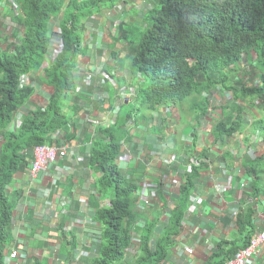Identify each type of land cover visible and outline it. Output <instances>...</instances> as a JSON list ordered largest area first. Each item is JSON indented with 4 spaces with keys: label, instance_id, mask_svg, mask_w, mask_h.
Wrapping results in <instances>:
<instances>
[{
    "label": "trees",
    "instance_id": "1",
    "mask_svg": "<svg viewBox=\"0 0 264 264\" xmlns=\"http://www.w3.org/2000/svg\"><path fill=\"white\" fill-rule=\"evenodd\" d=\"M145 1L148 4H144ZM14 2L17 6L10 9L14 42L0 53V139L3 141L0 147V264H4V250L12 241L10 227L14 203L19 196V192L9 191L13 173L29 162L34 146L57 145L64 139H76L80 143L82 158L75 160L93 177L89 204L94 209L91 221L98 226V233L91 236L98 255L83 260L89 264H161L169 257L175 238L182 231L184 218L190 213L193 180L202 166L209 164V159L203 152L192 153L190 156L195 161L191 162L192 167L178 190V201L171 208L162 202L159 206V197L157 203L147 204L145 216L136 211V175L128 174L130 169L126 172L121 166L123 160H130L129 152L124 151L135 129L134 120L136 123L140 120L141 124L150 111L152 117L158 113L156 117L159 116L161 122H168L170 118L175 123L187 104L183 102L190 96H196L189 106L192 111L200 107L208 111L207 93L218 89L223 93L226 81L238 84L230 66L236 67L243 59L249 62L245 57L251 51L256 53L257 62L250 61V65L261 69L259 84L243 90L249 96L264 97V0ZM100 14L108 17L102 19L109 23L119 21L113 24L114 31L105 32L103 38L98 36L103 45H116L119 55L113 53V69L96 72L102 76L104 84L101 98L97 99L99 111L109 115L116 104L118 110L114 122L104 125L103 120L107 118L98 116L96 124L93 120L90 122L93 134L88 133L87 125L77 139L74 129L79 119L74 117L84 111L80 104L86 96L70 92L74 88L73 74L79 69L78 56L85 54L82 37L87 28L99 20ZM55 34L60 37V51L40 69L51 54ZM96 35L93 33L91 38L95 40ZM72 68L75 69L72 71ZM36 69H40L43 83L53 87L48 102L43 108L23 111L19 123L8 129L15 112L34 91L32 86L19 88V77ZM118 70L128 71V74ZM86 73L84 71V79ZM214 86L216 89H212ZM231 88L233 99L244 95L238 85ZM114 94L113 102L110 98ZM201 97L205 99L199 102ZM132 100L136 102L135 108L128 112L123 106ZM140 106L147 111L139 114ZM161 106H174L177 114L171 109L173 115L168 111L160 112ZM218 109L226 119L228 105L218 106ZM238 124L236 119L230 124L221 119L210 134L214 141L224 144L239 130ZM167 125L164 122L162 128L153 129L158 132ZM121 155L128 158L123 159ZM141 173L142 176L145 173L143 167L136 174ZM252 212L247 210L238 217L242 244L222 240L200 264H223L226 258L244 247L253 232ZM34 264L42 263L35 260Z\"/></svg>",
    "mask_w": 264,
    "mask_h": 264
},
{
    "label": "crops",
    "instance_id": "2",
    "mask_svg": "<svg viewBox=\"0 0 264 264\" xmlns=\"http://www.w3.org/2000/svg\"><path fill=\"white\" fill-rule=\"evenodd\" d=\"M0 1L1 38L4 36L6 24L11 21L12 12L8 1ZM98 16L99 20L89 26L83 35V39L89 40L91 47L90 51L85 48V54L80 59L78 57L80 76H73L74 88L70 91L73 94L81 93L87 98L82 99L80 104L84 111H79L74 117L79 119L74 129L77 139L83 128L88 125L87 120H98V116L109 117L108 112L100 113L99 101L94 99L96 94L103 90L101 75L95 72V75L92 74V83L81 92H75L84 71L94 72L97 67L107 71L114 66L110 59L115 56V52L105 50L103 41L98 38L99 35L103 38L105 32H112L111 23L102 19H109L105 15ZM93 33H97L95 40L91 38ZM2 50L0 49V53ZM46 65L47 61L44 60L40 69ZM119 73L127 75L128 71L121 70ZM119 73L115 71L116 75ZM28 74L30 86L34 91L15 112L8 129L22 117L24 107L27 109L25 111L29 112L33 108L43 106L53 91L52 86L43 83L40 72L33 70ZM115 95L110 101L114 102ZM216 96H222L219 89ZM256 105L264 108L262 103ZM171 110L177 114V108ZM168 112L173 115L171 111ZM248 112L249 114L233 116L239 121V130L226 139L224 144L214 141L210 134L212 124L222 117L219 109L211 111V114L208 111L203 114L196 113L193 119L190 118L189 112L185 115L180 129V121H177L172 123L173 126L167 125L164 129H158V132L153 128L168 122H161L159 116L155 117L157 114L153 117L151 115L149 120L145 116L141 124L140 120L138 123L134 120L135 129L131 132L128 143L130 160H123L121 166L126 172L129 168L130 172L127 173L136 175L135 178L140 181L137 208L145 216L147 204L157 203L159 197V206L162 202V205L166 203V206L171 208L178 201V187L174 186L172 181L171 187L164 180H171L170 177L179 180L184 177L192 167L191 153L197 155L203 152L209 159V164L203 165L198 177L193 180L192 191L201 197L202 202L196 207L194 214L191 210L184 218L182 231L176 236L175 244L167 258L170 264H184L185 261L200 264L209 258L222 240L242 244L238 224V217L242 212L253 210L250 219L254 229L264 225V114L259 113L261 110L251 104ZM262 128L263 131L260 130ZM66 140L67 157L59 159L45 170H39L36 175H31L29 168L33 156L30 155L29 162L13 173L9 191L19 192V196L14 203L13 224L10 228L12 242L10 241V246L5 249V255L12 249H17L23 257L12 258L7 264H34L35 260L42 264H89L83 259L91 258L97 253L92 236L98 233V226L91 221L94 209L89 204L93 193V177L75 160L80 155V143L76 139ZM1 142L0 139V147ZM138 165L140 166L137 167ZM142 167L144 175L136 174ZM162 170L169 173V177L162 176ZM145 182H148L147 187ZM189 200L192 204L191 198ZM76 220L80 221L79 225L66 228ZM188 246L193 248L192 256L186 251ZM83 252L85 253L80 257V263H76L75 260ZM57 254L59 262L56 261ZM260 258L258 262L264 264V247Z\"/></svg>",
    "mask_w": 264,
    "mask_h": 264
},
{
    "label": "built area",
    "instance_id": "3",
    "mask_svg": "<svg viewBox=\"0 0 264 264\" xmlns=\"http://www.w3.org/2000/svg\"><path fill=\"white\" fill-rule=\"evenodd\" d=\"M97 18L99 19L100 16H97ZM118 22L119 21L116 20L111 23L110 28L112 29V31L115 30L114 29L115 26L113 27V24L117 25ZM54 45L55 46H54L53 52L51 53L52 55L54 54V52H57L60 50L61 48L60 40L56 38ZM90 78H91V73L87 72L84 82H82L81 85L85 87L86 85L91 84L92 80ZM26 83H28V79L26 78L20 79V85L23 86V85H26ZM100 98H101V94L100 92H98L96 94V99H100ZM117 106L118 104H116L114 109L110 112L109 114L110 118H107L105 121H103L104 125L106 123L114 122V119H115V116L118 110ZM93 121H94V124L97 123L95 119H93ZM90 122H91V119L87 120V124H88L87 131L88 133L93 134V127L90 126ZM65 143L67 142L64 140L63 143L58 144V145L41 144V145L34 146L33 159L31 162L30 169H29L30 174L36 175V173L39 170H45L49 168L51 165H53L54 163H56L59 159L67 157L68 156V146ZM124 152L128 153L129 152L128 148H126ZM81 158H82L81 156L77 157L78 160H80ZM121 158L125 159L126 155H121ZM190 198L192 200V204L190 206V212L191 210H193L192 214H194L197 209L196 207L201 204V198L197 196L196 194L191 195ZM193 200H195L197 204H195ZM136 211L140 212L138 209H136ZM79 223H80L79 220L71 222V225L68 227V229L72 228L75 225H79ZM134 238H136V236ZM263 245H264V227L251 236L246 246L238 249L237 252L232 257H229L226 260H224L223 264H258L257 259L259 255H261V249ZM186 250H190L191 252V247L189 246L186 247ZM95 256H97V253L93 255V257ZM17 257H22V255H20V253L16 249H13L11 252L8 253V256L6 257V259L17 258ZM4 264H7V262L4 261ZM161 264H170V263L169 261L165 260Z\"/></svg>",
    "mask_w": 264,
    "mask_h": 264
},
{
    "label": "clouds",
    "instance_id": "4",
    "mask_svg": "<svg viewBox=\"0 0 264 264\" xmlns=\"http://www.w3.org/2000/svg\"><path fill=\"white\" fill-rule=\"evenodd\" d=\"M9 2H10V4H11V7L13 6L14 8H15V6H17L16 5V3L14 2V0H9ZM7 26L4 28V36L3 37H1L0 38V49H5L6 47H7V45H8V47H7V49L13 44V42H14V39H13V37H12V35H11V33H12V31H13V25H12V23L11 22H8L7 24H6ZM58 27H56L55 29H57ZM55 37L58 39V40H60V37H58V35L57 34H55ZM56 38L54 39V42H53V44H52V51H51V53L53 52V49H54V44H55V40H56ZM61 42V41H60ZM81 45H82V47H83V49H85V48H90L91 47V44H90V42H89V40L88 41H85L84 39H82V43H81ZM60 51V50H59ZM59 51H57V52H54V54L52 55V54H50V55H48V60H46L47 61V65H48V62H49V60H50V58L52 57V59L54 58V56L59 52ZM252 53H254V51H251L250 52V55H246V57L245 58H249L250 56H251V54ZM257 55H256V53H255V57H256ZM79 57V59L82 57V56H78ZM243 60H245V59H243ZM243 60H242V62H238L237 63V65H236V67H233V66H230V68H231V72L233 73V75H234V78H235V81L238 83V84H233V83H230L229 81H226V83H227V88H226V90H224L223 91V93H221L222 94V97H223V99H225V100H227V101H229L228 103H227V105H228V107H229V109L227 110V112H228V115H227V117H226V119H222V120H224L225 122H227V124H230L235 118H233V116L231 115V113L233 112V111H237V113H236V115H244V114H246V104L245 103H247V99L249 98V97H253V99L256 101V103L255 104H259V103H262L263 104V106H264V102L262 101V99L264 98V97H262V95L261 96H259V95H256V94H254V96H249L246 92H244V88H252V87H255V86H257L258 84H259V79H258V75L259 74H257L256 72H254V74L253 75H255V77H253V78H251L250 80L248 79V77H249V75H251V73L250 72H248L247 74H242L243 73V68H242V66H243ZM110 61L111 62H113L114 63V65H115V58L114 57H112L111 59H110ZM246 61V60H245ZM247 62V61H246ZM242 63V64H241ZM248 63V62H247ZM46 65V66H47ZM248 65L250 66V67H252V68H254L252 65H250L249 63H248ZM233 69V70H232ZM38 72H40V69L38 70V69H36ZM101 70H103L102 69V67H97L96 68V70L94 69V72H90L91 73V76H92V74H95V72H99V71H101ZM249 70V69H248ZM73 76H80V74H79V71L78 70H76V72H74V74H73ZM21 78H26V79H28V83H26V85H24V87L25 86H30V79H29V74L27 73L24 77H19V81H20V79ZM91 79V78H90ZM92 80V79H91ZM101 80H102V76H101ZM18 81V82H19ZM82 82H84V78H82V80H81V83ZM102 82H103V80H102ZM81 83H80V85H78L76 88H75V92H81L82 90H83V88H85V87H88L89 85H86L85 87L84 86H82L81 85ZM232 85H238L240 88H242V90H243V93H244V95H240L237 99H233L232 98V88H231V86ZM18 87L19 88H23L22 87V85H20V83H19V85H18ZM212 89H216V87L214 86ZM227 92H229V93H227ZM52 93V92H51ZM211 93H214L215 95H216V93L214 92V91H210L209 93H207V99H209L210 98V95H211ZM94 99H96V96H95V98ZM97 100V99H96ZM209 101V100H208ZM239 101H242L243 102V106H241L238 102ZM47 102H48V100H47ZM47 102H46V104H47ZM46 104H44L43 106H40V108H43V107H45L46 106ZM256 106H258V105H256ZM258 107H260V106H258ZM261 108V107H260ZM29 109V108H28ZM33 109H35V108H33ZM264 109V108H263ZM25 110H27L25 107H24V109H23V111H25ZM167 111L169 110L168 108L166 109ZM238 111H243V113H239ZM154 114H158V113H154ZM155 116V115H154ZM229 116H232V117H229ZM235 116V115H234ZM228 118H230V119H228ZM219 119V118H218ZM218 119H216L215 120V122L212 124V126H211V128L213 129V127H214V125L218 122ZM19 123V120L14 124V126L11 128V129H13L17 124ZM236 133V132H235ZM234 133V134H235ZM233 134V135H234ZM3 142V141H2ZM1 142V143H2ZM59 144V143H58ZM57 144V145H58ZM41 145V144H40ZM48 145V144H47ZM32 155H33V151H32ZM32 162V161H31ZM30 169V168H29ZM190 170V169H189ZM188 170V171H189ZM164 177H167V175L166 176H164ZM196 177H198V176H196ZM171 178V180L168 178V179H166V180H164V182L166 183V182H168L169 183V185L172 187V185H171V181H172V183L174 184V186H176V187H178L177 189L178 190H180V187H181V185L182 184H184V182H185V179H186V177H185V175H184V177H181L179 180H176V179H174V178H172V177H170ZM139 180H135V184L137 185V194H138V188H139ZM146 187L148 186V182H145V184H144ZM162 188V187H161ZM193 194H196L195 193V191H191V195H193ZM197 195V194H196ZM197 196H199V195H197ZM191 197V196H190ZM200 197V196H199ZM201 198V197H200ZM201 202H202V199H201ZM71 225V223H69V226ZM68 226V227H69ZM68 227H66L67 229H68ZM264 227V225L261 227V228H259V229H254V227H253V232L250 234V236H249V238H248V241H247V243L249 242V240H250V238H251V236L253 235V234H255L257 231H259V230H261L262 228ZM247 243L244 245V246H246L247 245ZM263 247H264V245H263ZM262 247V248H263ZM240 249V248H239ZM13 250V249H12ZM11 250V251H12ZM17 250V249H16ZM11 251H9V252H11ZM18 251V250H17ZM261 251H262V249H261ZM8 252V253H9ZM19 252V251H18ZM237 252V251H236ZM235 252V253H236ZM4 253H5V250H4ZM8 253L5 255V258H4V261H6V262H8L10 259H6V257L8 256ZM20 253V252H19ZM234 253V254H235ZM20 255H22L21 253H20ZM97 255H98V252H97ZM22 257H23V255H22ZM22 257H17V259H20V258H22ZM229 258V257H228ZM12 259V258H11ZM227 259V258H226ZM225 259V260H226ZM261 258H260V255H259V257H258V259H257V261L258 260H260ZM258 264H260L259 262H258Z\"/></svg>",
    "mask_w": 264,
    "mask_h": 264
},
{
    "label": "rangeland",
    "instance_id": "5",
    "mask_svg": "<svg viewBox=\"0 0 264 264\" xmlns=\"http://www.w3.org/2000/svg\"><path fill=\"white\" fill-rule=\"evenodd\" d=\"M144 4H148V1H145L144 2ZM128 6H130V5H128ZM82 39H83V37H82ZM54 42V41H53ZM108 47V48H107ZM104 49L105 50H109V51H114L115 52V54H118L119 55V49H118V47L115 45V47H111V46H106V44L104 45ZM88 51H90V48L88 47ZM107 57H109V55L107 56ZM249 59V64H250V61L252 62H257V59H256V57H255V52L254 53H252L251 54V56L248 58ZM242 62V61H241ZM248 63L245 61V60H243V66H242V68H243V73L242 74H247L248 72H250L251 73V75H249V77H248V79L250 80L251 78H253V77H255V75H253L254 74V72H256L257 74H259L260 73V68H258V67H254V68H252V67H250L249 65H248ZM242 64V63H241ZM75 68H72V71L74 70ZM249 69V70H248ZM76 70H79V69H76ZM227 93H229V92H227ZM196 96H190L186 101H184L183 103H187L186 105H184L183 103L181 104V106L182 105H184V107L181 109V111L179 112L180 114H178L180 117L178 118V121H180V125H179V127H178V129H180V127H181V125L183 124V122H184V120H185V115L187 114V113H189L190 112V114H189V116H190V118H194L195 117V114L196 113H198V114H203L204 112H207V108H203V107H200V109H196V110H194V111H192L190 108H189V106L191 105V103H192V100L195 98ZM205 99V97H201L198 101L199 102H202V100H204ZM139 101V100H138ZM229 101H227V100H225V99H223V97L221 96V97H219V98H217V96L214 94V93H211V95H210V98H209V107H208V113L209 114H211V111L212 112H215V109H218V106H222V107H225L226 105H227V103H228ZM241 106H243V102L242 101H239L238 102ZM255 103H256V101L253 99V97H249L248 99H247V104H248V106L246 107V109H247V111H245L246 112V114H249V112H248V107L250 106V104L251 105H253V107H257L259 110H261V112H259V113H261V114H264V109H262V108H260V107H258V106H255ZM135 104H136V102L134 101V100H132V101H130V102H128L126 105H124L123 106V108L127 111L128 110V112H130V111H133V109L135 108ZM202 106V105H201ZM162 107V109L161 110H163V111H166L167 112V108L169 109V107H170V109L171 108H174L173 106H169V107H163V106H161ZM140 109L138 110L139 111V114H141V113H144L145 111H147V110H145V108L144 107H142V106H140L139 107ZM169 109V110H170ZM182 110H184V112H182ZM239 113H243V111H238ZM236 113H237V111H233L232 113H231V115L232 116H234V115H236ZM146 118L149 120L150 118H151V114H150V111H147L146 112ZM221 116L222 117H220L219 119H218V121L219 120H221V119H225L224 118V116L222 115V113H221ZM177 116H175L174 118H176ZM168 125H172V120L170 119V118H168ZM173 126V125H172ZM263 128H264V125H263ZM263 128L262 129H260L261 131H263ZM177 129V130H178ZM250 130H257V129H254V128H250ZM259 130V129H258ZM174 131V130H173ZM173 133V132H172ZM192 154V153H191ZM194 157L192 156V159H191V162H193L194 163ZM162 172H164L163 174H162V176H168L169 177V173L167 174V173H165V171L164 170H162ZM160 175H161V173H160ZM160 178V177H159ZM139 189V188H138ZM140 190V189H139ZM11 228V227H10ZM12 242V241H11ZM11 242L9 241L8 242V247L10 246V244H11ZM186 251H188L189 252V256H192L193 255V248L191 247V252H190V250H186ZM214 251V250H213ZM212 251V252H213ZM84 253L85 252H83V253H80L79 254V256H78V258L75 260V262L76 263H80V257L81 256H84ZM212 254V253H211ZM210 254V255H211ZM57 262H59V255L57 254ZM88 258H90V257H88ZM184 264H194V263H190V262H188V261H185V263Z\"/></svg>",
    "mask_w": 264,
    "mask_h": 264
}]
</instances>
